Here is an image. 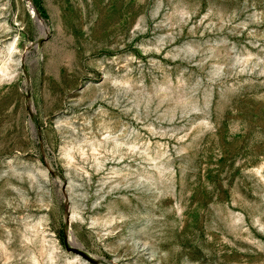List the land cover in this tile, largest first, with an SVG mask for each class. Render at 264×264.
<instances>
[{
  "label": "rangeland",
  "instance_id": "1",
  "mask_svg": "<svg viewBox=\"0 0 264 264\" xmlns=\"http://www.w3.org/2000/svg\"><path fill=\"white\" fill-rule=\"evenodd\" d=\"M0 71V264H264V0H0Z\"/></svg>",
  "mask_w": 264,
  "mask_h": 264
},
{
  "label": "bare ground",
  "instance_id": "2",
  "mask_svg": "<svg viewBox=\"0 0 264 264\" xmlns=\"http://www.w3.org/2000/svg\"><path fill=\"white\" fill-rule=\"evenodd\" d=\"M33 12V15H34V17H35V19H37L41 24H42V20H41V18L39 17V15L33 10L32 11ZM44 26V25H43ZM6 70V69H5ZM3 71V70H2ZM1 72V71H0ZM6 72V71H5Z\"/></svg>",
  "mask_w": 264,
  "mask_h": 264
}]
</instances>
